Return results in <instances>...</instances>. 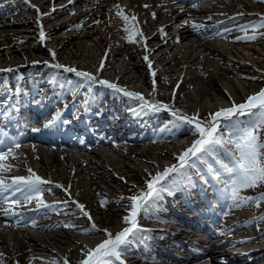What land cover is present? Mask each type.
<instances>
[{"label":"bare ground","instance_id":"bare-ground-1","mask_svg":"<svg viewBox=\"0 0 264 264\" xmlns=\"http://www.w3.org/2000/svg\"><path fill=\"white\" fill-rule=\"evenodd\" d=\"M130 1L132 3H137L140 10H136L134 13L129 14V10L131 9L126 8V6L123 7L121 5V0H72L70 5L67 3L68 5L59 9L55 8V10H53L49 7L50 13L48 15L39 14L40 18L43 20L44 26L51 24L54 21H60L66 16L65 13H68L71 9L77 8L78 13L73 17L71 22H62L63 20H61L63 25L58 27L52 26V30L47 29L49 33L46 32L44 40L54 43L52 44L54 48L53 50L56 53L63 52L62 57L65 55L66 58L68 56L75 58L78 54L83 53L85 47L90 43H87V41L85 42V40L91 39L92 35H96L101 39L105 46L116 45L114 50L103 56V60L100 58L94 61L93 56L88 54L93 63L91 66H88V68L91 67L90 71L97 80H108L111 82L112 79L113 83H117L119 86H130L129 88L134 92L143 93V95L145 92H143L144 87L142 88L141 86H138L137 83L148 86H152L153 84L152 80H150L148 70L146 69L147 67H145L147 61L144 57L147 56L153 66H156L154 69L155 76L152 77L154 78V81L159 79V81L164 84V87H169L171 89L169 95L163 99L167 101L168 104H175L179 107H183L184 109L189 110V112L193 110L189 105L191 104L190 101L196 104H202V111H200L201 108L196 111L193 110L194 115L198 114L200 119V116L208 117L204 114L206 105L205 103H202L205 98L211 102L210 107H207L208 109L216 107V104L213 102V96H215V94L223 99H229L230 95L227 93L228 91L226 92L221 85L223 83L220 84L216 82L218 77L225 79L226 84L229 87H232L231 90H233L234 94H238L236 96L241 97L238 99H246L249 94H246V96L240 95L236 91L237 85L235 86L232 79H228L223 74L225 72L222 70H226V66L224 67L222 64V60L226 59V55L224 57L219 55V51L222 49L221 47H223L222 51H224V53L239 57V55H242V51L237 49V46H233V44L250 41L253 43L249 47L247 46L246 50L255 56V58H261L255 47H264V40L259 38L264 35L257 34L255 39H237V37H233L232 33L235 30L241 29V26L239 28L237 26H231L225 29L223 26L226 24L210 25L206 23L210 21L209 18L213 17V9L203 11L193 5L196 3L195 0H184V3H175L173 0H148L150 1L149 3H146L145 1L140 2L139 0ZM260 2H264V0H260ZM24 3L25 1H22V3L16 2L4 5L6 8H3L1 5L0 19H7V17H9V12H13L15 15H23V8L26 7V4ZM46 3L49 2L46 1ZM23 4L25 5L24 7L21 6ZM216 4L217 6L222 5L219 0ZM232 4H234V2H232ZM43 5L39 4L41 10L47 8V6L45 7ZM146 6H149V9L151 7L149 12L146 11ZM244 6L247 5L244 4ZM155 8L159 9L156 10ZM100 9H103L105 14H97L96 11ZM121 12L123 15L128 16L129 20L123 21V24L119 25V29H125L126 26H135V28H138L142 32V36H139L138 40H133V42H129L127 39L128 36H125L126 34L121 35L120 38L110 42L103 41L101 35L95 30V24L109 20L114 22L118 17H122V15L119 14ZM157 13L164 14V20L161 23L155 22L154 25L150 24L149 18L153 17L155 19ZM153 14L155 15L153 16ZM106 15H109V17L105 21ZM142 15L147 16L142 19ZM133 16L136 17V20L140 19L137 21L140 22V28L137 27L136 20L133 21L131 19ZM93 18H95V20H93ZM189 18H195V20ZM185 21H188V23H185ZM229 22H227V24ZM30 23L31 22H29V24ZM193 23L198 27L194 28L192 26ZM77 25H80V27H74ZM244 27L248 28L249 26L247 27V25H244ZM58 29H63L65 32H62V34H65H54L53 30ZM82 31L84 32L83 34H81ZM167 31L171 33L168 34ZM250 33L249 30V34ZM258 33H264V28L258 30ZM244 35L239 37H243ZM192 37L198 38L196 41H192L190 40L193 39ZM201 37L209 38L210 42L213 43L212 45L217 47L212 49L207 46V42L205 44L206 40L201 39ZM10 38L9 35L0 30V65H2L1 62L3 61V57L13 56L14 58H17L19 54L23 55L32 50H42V48L36 46L35 43L18 47L16 45L18 42L14 41L13 38ZM186 41H191V45L186 47L184 44ZM225 41H229L230 43L227 42V44L222 45ZM135 43H141V45ZM177 46L185 47V53H179V51H176ZM198 47L203 48V51H205L204 56L196 51ZM218 47L221 49L219 50ZM130 50H133L134 53L135 51L140 52L141 50L144 53V56H141L142 54L136 55L139 62L137 61L138 63L134 65L133 63H129L132 59V51ZM171 52L175 53L170 55ZM27 54L30 55V53ZM87 58L89 59V57ZM212 58L216 60L219 69L211 75L209 69H211L210 59ZM52 59L56 60L54 57ZM60 59L63 58L60 56ZM246 59V61L242 62L249 66V59ZM101 61L104 62V67L102 70L98 71V69H100ZM180 64H182L181 73L172 76V74L175 73L174 66ZM62 65L68 66V64L65 63ZM240 66L242 65H239L238 67ZM35 67H37V64ZM49 67H43V73H48L50 70ZM15 68L18 69L16 66ZM29 68L30 66L28 65L24 69ZM191 70H193V72H191ZM39 71H41V69ZM51 71H54V69L51 68ZM55 71H57L56 73L58 75L56 76H58V78H51L54 80V85H57V81L60 82L70 79L71 84H67L64 81L61 86L56 88L51 87V91H54L53 97L45 101V96H47V94L44 93V95L38 97L39 104L28 101L17 103L16 109L9 106L12 110V121L9 120V116L2 117L0 115V121H2L0 140H4L5 144H11L12 140H10L8 136L14 135L15 142H18L20 145L18 149H15V156L9 157L8 161H6L14 165L11 171L7 173L10 175L17 173L20 176H27L30 174L28 172V169L30 168L36 174H40L41 172L44 176V180L51 181V183L41 186L42 199L47 205H49V207L38 206L35 199L26 202L20 193H6L9 199L6 201L0 200V208H4L7 204L11 205L12 199L19 201L16 206L11 205V210L15 215H5L3 212H0V226L8 230L5 231L0 227V243L4 247L9 248L8 252H10V254L17 252V259L13 260V264H19L22 259L26 261V264H33V259L42 260L40 259L41 257H46L45 254L43 255L44 257L38 255V251H46L53 254H57L58 251L63 252V254L68 257H75L72 262H75L74 264H79V262L85 258V251L87 249L95 248L98 243L102 242L104 238H107L106 234L99 230L107 229L110 233H117L121 229L129 226L122 222V218L125 215L122 214L118 207L116 208V205L119 204L117 200L119 198L122 199L124 195L122 196V194H120L121 196L118 195V198H110L105 195H111L118 192L119 189L117 188L121 189L124 188V186L127 187V183L130 179H139L140 172L146 174L150 172L153 175H155L156 172H161V170L164 169L165 164H163L164 160L160 163L162 157L159 156H165L167 160L169 158L171 159V157L168 156L171 155L169 154L171 148L175 151L178 149L184 150L191 143L190 140L183 145L181 140L192 132L189 130L192 127L187 124L179 123L176 118H173V116L168 114L165 110L161 109L160 111H152L150 109L142 108V102L138 99L129 98L123 93H117L100 83H91L87 80L77 81L78 76H76L75 73H69L66 71V74L63 72L65 71V68H56ZM105 71L107 74L106 76H103L102 72ZM168 74L172 77H167ZM235 74L237 77H243L244 75L246 77L249 75L241 72ZM28 75L29 74L27 73L22 74V76ZM32 75L36 76L39 74L35 73ZM208 77H210V79ZM202 78H205L202 81V84H192V81ZM45 79L48 80L50 78L47 77ZM171 82L177 83L175 90L172 87ZM22 84L30 85V82L24 78ZM169 84L171 85L169 86ZM193 85L197 86V88H195L197 95L195 99L192 97L193 93L191 92ZM35 91L36 90L30 88L28 97H33ZM152 93L155 94V90ZM203 97L205 98L202 100ZM17 98V95L14 93L12 99L17 100ZM43 104L44 106H42ZM133 105L136 106L135 109H133ZM204 105L205 107L203 108ZM57 111L61 112V121H58L55 126L49 127L48 130L45 129L38 134H31V137L40 134H47L52 137L53 139L51 141L49 140L46 142V145H48L47 148L30 143L29 140L24 142L22 139L17 138L16 132L21 130L28 131L27 127L30 123L33 127H36L37 124L32 123H39V117L42 115H47L44 117L51 115L52 119V116ZM27 112L29 114H34L28 115ZM210 112H213V110H210ZM19 113L22 116L21 118L18 117ZM62 121H68V123H63ZM5 124L7 125L5 126ZM8 127L10 128L8 129ZM54 129L56 130L53 132ZM182 134L185 136H181ZM191 134H193V132ZM164 141L171 145L170 149L167 147V144H164ZM120 143H129L132 147L135 145L145 147L143 149V154H145V156H143V154L140 155L141 153H131L129 147L122 146ZM106 151L110 153H107ZM31 153L38 155V158L42 163L40 167L29 165V168L27 169L23 164H17L22 161L27 162L29 154ZM155 154L159 156L155 157ZM131 156L143 159V161L147 163L146 165L148 168H141L142 164L141 166H139L140 164L136 166L137 163L133 161L134 158L131 159ZM44 157H49L50 160L45 162L43 159ZM191 176L194 178L195 175L187 172L185 177L168 180L166 182V187L170 188L171 194L163 192L161 198L149 206L153 214H148L146 211L139 217L138 226L141 230L135 234L132 238L131 244L123 253L121 259L125 264L126 262L128 264L264 263V250L259 252V256L256 258H253V256L257 254V252L253 249H246L243 252L241 251V253H239V251L234 252L230 250L231 247H243L246 245L248 246V244L251 246L257 243H263L264 227L261 228V231L257 236L248 240L234 241L227 238L230 235L225 237L222 233L233 234L239 229V225L223 226V219L229 218L230 216L227 213L228 211H226V202L224 199H221L219 195L216 194V190L213 189V180L210 184L200 180L193 183L191 181L189 182ZM184 178L187 181L186 184L184 183ZM221 178H226L227 180L228 175L223 174ZM98 179L107 186L106 189L99 188L100 186L98 187L95 184V181ZM177 180H181V183H178ZM56 183H58V185L63 184L64 187L59 188ZM184 184L189 188L184 187ZM143 189H145V187ZM217 189L219 191H225V185L223 187H218ZM91 191L93 192L92 194H90ZM137 191V189H133L132 187L131 189L129 188V191L127 192H131L130 195H132ZM120 192H122V190ZM186 192L192 194L196 193L199 197L192 199ZM208 196H211L212 199H209ZM47 197L56 198L59 202L51 203V201L46 200ZM87 197H89L88 202L86 201ZM77 200H79L80 203ZM102 201H106V203L102 205ZM77 203L85 206V211L91 215V221L83 215L81 210L77 207ZM125 203L129 205L128 200H126ZM10 205L8 206L10 207ZM111 205L115 208L111 207ZM175 206H178L179 209L175 208ZM103 209L106 214L102 213ZM160 209L164 210L165 214L157 212ZM182 211H192L190 215L195 216L194 218L182 217ZM76 212L80 215H76ZM125 212L128 214V210ZM51 215L58 216V220H51ZM263 216L264 211L256 219L259 220ZM82 217L83 220L80 219ZM140 220L165 222L168 224V227L164 228L162 231H175V234H173L174 240H179L180 237H183L185 242H180L183 249L186 247L190 248V244H193L201 245V250L198 253H192L187 249L190 253L182 252L178 255H172L169 257L167 255H164L163 257L159 255L158 259L150 257L152 258V262H150V260L144 262L143 260H145V258L141 260L134 259L131 256L138 254L137 246L134 247L133 245L134 241L144 249L140 240L143 242L148 241L146 240V234L143 233V231L152 229V227L148 225L146 226L149 228L141 225L139 222ZM92 222L95 223L97 230L89 231L88 229ZM120 222L123 224L116 227V224ZM213 224L216 229H213ZM183 225L189 226L193 231L198 230L196 232L203 235L204 238L197 239V235H195L193 231H186V227L183 228ZM217 227H220L219 231H217ZM57 229L60 231L59 233L55 232ZM17 231L23 232L25 238L30 240V243L25 244L17 237V240L21 242L22 246L18 249H14L6 242L5 235L9 232L16 236ZM152 231L153 230H149L147 232ZM156 232H160V230H156ZM61 240L63 242H61ZM160 241L161 240L158 239V242ZM148 243L149 244L147 245L150 248H157L155 243ZM68 244H70L69 248H67ZM172 247H175V245H172ZM237 249L239 250V248ZM3 255L4 254L0 249V264H6V260H2ZM138 255L145 257V253ZM57 258L61 261L59 256Z\"/></svg>","mask_w":264,"mask_h":264},{"label":"rangeland","instance_id":"rangeland-1","mask_svg":"<svg viewBox=\"0 0 264 264\" xmlns=\"http://www.w3.org/2000/svg\"><path fill=\"white\" fill-rule=\"evenodd\" d=\"M22 1H25L24 4H26V7L23 8V11H22L23 15L22 14L15 15L13 12H9L8 13V16L9 17H7V19H5V20L0 19V30H1V32L6 33L11 38H13L14 41H17L18 44H16V45L18 47H20V46H27L28 44L35 43L36 46H40V48H42V50L41 51H36V50L33 51L32 50L31 52H26L23 55H20L19 54L17 56V58H14L13 56L5 57V58L3 57L2 58L3 61L1 63L2 64H5V65H11V64L15 63V61H19L18 62L19 64H17L16 67L18 69L19 68L22 69V74L23 73H27L29 75H32V74H35V73L41 74V73H38L37 72L38 69L39 68L43 69V67H48L47 66L48 65L47 63H50V60H49L50 57H51V59L53 58L52 52L54 51L53 50L54 48H53V45H52L54 43L47 42L45 40H41L40 39L39 32H40L41 26L43 27V31L45 32V35H46V32L49 33V31H47V29L52 30V26H57L58 27V26L63 25L61 23V20H63L62 22H66V21L67 22H71L73 20V17L78 13V11H77V8L71 9V10L68 11V13H65V15H66L65 17L66 18L64 17L60 21H54L51 24H48V25L44 26L43 20L40 18L39 14H42V15L43 14H46V13L49 14L50 13V11H49L50 8L49 7H51L52 9H55V8L56 9H59V8H61L63 6L68 5V4L70 5L69 0H66V1L65 0H62V1L61 0H40V1H34V0H0V6L2 5L3 8H6L4 5H9L11 3H16V2L22 3ZM46 1H48L49 3H46ZM85 1H87V0H85ZM121 1H122L121 2V5L123 7L126 6V8L131 9V10H129L130 11L129 14L134 13L136 10H138V11L140 10L139 9V5L137 3H132L130 0H121ZM139 1L140 2H144L145 1L146 3H149L150 2L148 0H139ZM239 3H241V5L242 4H245V5L258 6V8L260 9L259 11L264 10V2H260V0H257V1H254V0H240V2L237 0V1H235L234 4L225 1V4H228L232 8H236L239 5ZM24 4L21 5V6L24 7L25 6ZM39 4H42V5L44 4L43 6H45V7L47 6V8L46 9L43 8L41 10L39 8ZM223 4H224V2H223ZM33 5H35V7H33ZM57 5H59V6H57ZM155 9L158 10L159 8H155ZM150 10H151V7L149 9V6H146V11L149 12ZM96 12H97V14L98 13L105 14V12H104L103 9L97 10ZM146 16L147 15H142V19L145 18ZM108 17H109V15H106L105 21L107 20ZM164 17H165L164 14L157 13V17L155 19L153 17L149 18V23L152 24V25H154L155 22L156 23H161L164 20ZM253 18H257L258 19L259 17L258 16H255ZM189 19H191V18H189ZM259 19L252 21L250 25L252 26L254 24H257L259 22ZM93 20H95V18H93ZM139 20L140 19H137L135 22H136V25H138L137 27L140 28V25H139L140 22H137ZM191 20H195V18L194 19L192 18ZM247 20L249 21L250 19H247ZM123 21H125V20L122 17H118L116 19V21H114V22H112V20L111 21L109 20V21H106V22H103V23L101 22L99 24H95V30L101 35V37L103 38V41H105V42H107V41L110 42V41L116 40V39L120 38L121 35H125V34H126L125 36H129V35H133L134 36V30L131 31V32H125V29H123V28L122 29H119V25L123 24ZM29 22H31V23L29 24ZM230 23H232V22H229L228 24L226 23V25H228L226 28H229V27L232 26V24H230ZM235 23H237V22L235 21L234 24ZM250 25H249V28L251 29V26ZM126 27H128V26H126ZM132 27H128V28L133 29ZM258 30H260V29H258ZM261 30H262V28H261ZM53 32H54V34L57 33L56 35H58V34L64 35L65 34V33L62 34V32H65L63 29L62 30L61 29L60 30L59 29L58 30H53ZM167 32H168V34L171 33L169 31H167ZM175 32H176V29H175ZM250 32H251V30H250ZM83 33L84 32L82 31L81 34H83ZM3 37H4V35H3ZM138 37L139 36H134V39L133 40L134 41L138 40ZM192 38L193 39H190V40L196 41V39L198 37H196V38L195 37H192ZM259 38H261V37H259ZM201 39L206 40L205 41V44L207 42L206 45L209 46V47H211L212 49H214L215 47H217V46L212 45L213 43L210 42L209 38H203V37H201ZM86 41H87V43L88 42L91 43V44L89 43L85 47L86 50L85 49L84 50L86 52L83 50V53L78 54V56H76L75 58H72L70 56H68L66 58L65 55L62 57V53L63 52H61V53H58L57 52L56 53L55 51H54L55 52V57L54 58H56L58 60V62H60L61 64H64V63L65 64H68L67 67L75 66V68L77 70L92 73L90 71L91 70V67L88 68V66H91V64H93V63H92V61L90 59V55H88V54H91L93 56L94 61H96L97 59H100V58L101 59L102 58L104 59L103 56L106 55V54H108L110 51L114 50V48L116 47V45L115 46H112V45L105 46V45H103L102 40L99 39L96 35H92L91 36V39H87V40H85V42ZM191 43H192L191 41H186V43H184V44L187 47V46L191 45ZM135 44L141 45V43H135ZM235 44L236 43H234L233 46H235V47L237 46L236 48L237 49H240L242 51V55H239V57H234L233 55H230L229 53H224V51H222L223 50V47H221L222 49L218 47L219 50L221 49L219 51V55H221L223 57L226 55L225 56L226 59H223L222 60V62H223L222 64L224 65V67L226 66V70L225 69L222 70L223 72H225L223 74L228 79H230V80L232 79V81H233V83H234L235 86L237 85V90L236 91L240 95L246 96V94L248 95L249 93L250 94L256 93V92L260 91L262 88H264V57H262V55L264 56V47L263 46H257V47H255L256 50L261 54V58H263V59H261L260 57L255 58V56H253L252 54H250V52H248L245 49H244L245 50L244 51L241 46L235 45ZM185 49H186L185 47L177 46L176 51H179V53H182V52L185 53ZM130 51H132V53H131L132 59H131V61L129 63H131V64L133 63V65L139 62V59L136 58V55H141L142 54L141 56H144V53L141 50H140L141 53L140 52H137V51H135V53H134L133 50H130ZM196 51L204 56L205 51H203V48L198 47L196 49ZM175 52H171L170 55L171 54H174ZM27 53H30V55H28ZM248 53H249V55H248ZM260 54H259V56H260ZM36 55H37V57H36ZM60 56L63 59H60ZM87 57H89V59ZM246 58L249 59V62H250V65L249 66H248V64L246 65V63L245 64L242 63V61H246L247 60ZM252 59H253V61H252ZM210 60H211V64H210L211 69H209V72L212 75V73H215L216 71H218L219 66H218L216 60H214L213 58L210 59ZM24 64H27V65H24ZM36 64H37V67H35ZM237 64L242 65V66L238 67L239 65H237ZM28 65L30 66V68L29 69H24ZM145 65H146L145 67H147L146 69L148 70V73H149V76H150V80H152V82H153L154 78H152V77H153V72H155L154 69L156 68V66H153V64H151V68H149L148 62L145 63ZM181 67H182V64L177 65V66H174L175 73L172 74V76L179 75V73H181V71H182L181 70ZM232 69H233V71H232ZM50 71L51 70H49V72L46 73L45 76L50 75ZM191 72H193V70H191ZM238 72H241V73H244V74H249V75L246 76V77H245V75L243 77H237L235 73H238ZM106 74H107L106 71L105 72H102V75L103 76L104 75L106 76ZM172 76L170 74L167 75V77H169V78L172 77ZM253 77H254V79H253ZM32 78L33 77L31 76L30 79L33 80V81L35 80V83H38L36 81V79H32ZM208 78L210 79V77H208ZM204 79L205 78L197 79L195 81H192V84H195V83H196V85L197 84H202L203 83L202 81ZM80 80L82 81V80H85V79L82 78V77H78L77 78V81H80ZM64 81L67 84H71V79L70 80H64ZM64 81H62L61 83H63ZM111 82H112V79H111ZM216 82L217 83H220V84L223 83L221 85L223 86L224 90L226 92L228 91L227 93H229L231 95L234 94L233 90H231L232 87H229L226 84L225 79H223L221 77H218V80ZM171 83H172V87L175 90V88L177 87V85H176L177 83L176 82H171ZM137 85L138 86H141L142 88L144 87L143 88V92L145 91L144 92V95H143V93H141V94L143 95V97H144L145 100H147L149 98L148 99L149 102H159V103H162L163 105H166V104L167 105H170L164 99L166 98L167 95H169V91L171 89L169 87H164L163 86L164 84L162 82H160L159 79L155 80V86H153V84H152V86L151 85H149V86L148 85H143V84L141 85V83H137ZM170 85L171 84H169V86ZM196 85H193V88L191 89L192 90L191 92L193 93L192 94L193 95L192 97H194V99L197 97L196 91H195V88H197ZM120 87H122V88H124V89H126L128 91L133 92V90L131 88H129L130 86L128 87V86H125V85H120ZM46 90H47V88H45V91ZM154 90H155V94L152 93V92H154ZM185 91H182V92H185ZM235 95H238V94H235ZM213 97H214V101H213L214 104H216L217 102H220L222 100V98L219 95H217V94H215V96H213ZM236 97L237 98H241L240 96H236ZM204 98L205 97H203L202 100ZM204 100L202 101V103H205V105H206V107H205V105L203 106V108L205 107V112H206V113L204 112V114L208 116V114H209V111L208 110L212 109V108L208 109L210 107L211 102L208 99L206 100V98ZM190 103L191 104H189V105L191 106V108L194 111H196L199 108H201L200 111H202V106H201L202 104H200V103L199 104H196V103L191 102V101H190ZM174 105H170V106H174ZM177 107L179 109H182V111L185 114H189V115L190 114H194V111L193 110L189 112V110L184 109L183 107H179V106H177ZM201 117L205 118V116H201ZM251 118L252 119H255L254 117H249L248 119L250 120ZM244 120H246V119H244ZM246 124L247 123H244V125H246ZM120 144L122 146L129 147V150L131 151V153H133V152H136L137 154H140L141 153L140 155H142L144 153V150L143 149L145 147L137 146V145H135V146L132 147L131 144H129V143H120ZM164 144H167V147L169 149L171 148V145L168 144L167 142L164 141ZM221 150H223L227 154V156L225 154H223V152ZM182 151H183L182 149H178L177 151H175L174 149L172 150V148H171V151L169 153L171 155H168L169 157H171V159L169 158L170 160L169 159L167 160V158L165 156H162L161 154H160L161 156L158 155L159 157H162L160 163H162V161L164 160L163 161V164H166L167 165L169 163V161L176 160L177 159V155H179ZM107 153H110V152H107ZM143 156H145V154H143ZM158 156L155 154V157H158ZM133 158L134 157L131 156V159H133ZM165 158H166V160H165ZM43 159H44L45 162H48L50 160L49 157H44ZM217 159L223 161L224 163H228L230 166L232 164V159H231V154H230L229 149L228 148H224V147H220V148H217L215 152H213L209 156L205 157L204 158V162H196L194 166L187 167L185 169V172L183 173V177H184V175H186L187 172L195 173V176L196 177H200L203 180L202 182H206L208 184L212 183V181L208 180V178H212V177L207 172V164L208 163H212L214 167H217L218 168L219 165L214 164ZM133 161L137 163L136 166L138 164H140L139 166H141V164H142L143 167L141 166V168H143V169L148 168V166L146 165L147 163H145L143 161V159L134 158ZM17 164H21V165L23 164V166L25 168H27V169L29 168V165H33L34 167H40L42 165L40 159L38 158V155L37 154H32V153L29 154V157H28L27 162L26 161L25 162L22 161L21 163H17ZM20 171H22V170H20ZM149 174H151V173L148 172L146 174V173L140 172L139 179L132 178L127 183V185H128L127 187L124 186V188H121V189L120 188H117V189H119V191L118 192H115L116 194L115 193H113L111 195L110 194L109 195L107 194L105 196L106 197H110V198H113V197L114 198H118L119 197L118 195H120V194H122V196L124 195L125 197H127V195L130 196L131 192H127V191H129V188L131 189L133 187V185L135 186V187H133V189H137V190H140L143 187H145V181L149 179ZM38 175L43 176V174H41V172ZM151 175H153V174H151ZM195 176H194V178L191 176V178L189 179V182L191 181L193 183H196L197 178ZM212 180H213V178H212ZM96 181H95V184L98 187L100 186L99 188H102V189H104V188L106 189L107 188V186L104 185L100 181V179H98ZM185 181H186V179L184 178V183L186 184L187 181L186 182ZM54 182H56V181H54ZM177 182L178 183H181V180H177ZM56 184L58 185V183H56ZM185 184H184V187L189 188ZM59 185H62V187H59V188H63L64 187L63 184H59ZM121 185H123V184H121ZM121 190H122V192H120ZM244 191H247V192H249L251 194L258 193V195L256 196L258 198L261 193H264V184H261L258 187H254V188H247L246 190H243L242 193ZM92 193L93 192L91 191L90 194H92ZM213 197H214V195H213ZM208 198L209 199H212L211 196H208ZM74 199H76V198H74ZM201 199H202V197H201ZM126 200L127 199L124 200V199H120V198L117 200L119 204L116 205V208L118 207L121 210V212H122L123 215H127V212H125L126 210H128V205L125 203ZM77 201L79 202V200H77ZM86 201L87 202L89 201V197H87ZM8 205H10V204L5 205L4 208H9ZM111 207H113V206L111 205ZM166 207H165V209L167 210ZM113 208H115V207H113ZM175 208L179 209L178 206H175ZM257 208H259L260 211L263 210L264 209V201L260 202L259 203V206H257ZM103 210H102V213L103 214L104 213L106 214L105 210L104 211ZM147 213L148 214H153V212L150 210V208H148ZM159 213L160 214H165L164 210H159ZM75 214L76 215H80L78 212H76ZM180 214H181V212H180ZM80 219L83 220V217L80 218ZM141 222L143 224H145L143 226H146V225H148V226H154V222H156V221H152L153 224L152 223H148V222L146 224L145 221H141ZM122 224L123 223L120 222V223L116 224V227H118L119 225H122ZM0 227L3 230L8 231L7 229H4L2 226H0ZM116 230H115V232H116ZM118 230H119V228H118ZM149 230H153V231L152 232H147ZM169 231L168 232H166V231L156 232L155 229H147V230H144L143 233L146 234V240L148 242H150V243H152V242L155 243L157 245V248L156 249H152V248H150L147 245V244H149L148 242H143L142 240H140L142 246L144 247V249H143V248H141V246L138 245V243H136L134 241L133 245H134V247L137 246V253L138 254H141V255L143 253H145V255L146 254H149V256H148L149 258H145V257H141L140 258V257H137L138 254L137 255H132L131 257L134 258V259H137V260H141V259H144L145 258V260H143L144 262L145 261H148L150 259V262H152L151 261L152 258H150V257H153L155 259H158L159 258V255H161V257H163L164 255H167L169 257V256H172V255H178V254H180L182 252H189V251H187V249L189 247H186V248L183 249V246L180 245V242H183V241L185 242V240L183 239V237H180L179 240H174V235L173 234H175V231L174 232L172 230H169ZM55 232L59 233L60 231H58V229H57V231H55ZM112 234H115V233H112ZM17 237L19 238V240H21L25 244L30 243V240H28L27 238H25V235L21 231H17L16 232V236H14L13 234L7 232V234L5 235V239H6V242L8 243V245L11 248L18 249L20 246H22L21 242L19 240H17ZM158 239L161 240V241L158 242ZM171 240L172 241L174 240L173 241L174 243ZM61 242H63V241L61 240ZM186 243H187V241H186ZM172 245H175V247H172ZM62 247H64V246H62ZM69 247H70V244H68V247L67 248H69ZM0 249L3 252V254H4L3 257H2V260H4V261L6 260L5 261L6 264H13V260H16L17 259V252H13V253L10 254V252H8L9 251V248L4 247L1 243H0ZM44 254H45V256L47 258L43 256ZM10 255H12V256H10ZM38 255H41L44 258L41 257L40 259H42V260L33 259L32 260L33 261V264H37V263L38 264H42V263L43 264H52V262H55V264H65V262H67V264H74L75 263V262H72V261H74V258L75 257L69 256L70 257L69 258L68 256L64 255L63 252H59V251L57 252V254H53V253L46 252V251H38ZM58 256L61 259V261L58 260V258H57ZM54 259H56V260H54ZM35 260H37V261H35ZM22 261H24V259H22L19 264H26V261H24V262H22ZM126 264H128V263L126 262Z\"/></svg>","mask_w":264,"mask_h":264},{"label":"snow or ice","instance_id":"snow-or-ice-1","mask_svg":"<svg viewBox=\"0 0 264 264\" xmlns=\"http://www.w3.org/2000/svg\"><path fill=\"white\" fill-rule=\"evenodd\" d=\"M69 2H72V0H69ZM119 14L122 15L125 21L129 20V17L123 15L122 12ZM131 19L135 21L136 17L133 16ZM185 23H188V21H185ZM192 26L194 28L198 27L195 23ZM74 27H80V25ZM261 28H264V17H261L257 24L251 26L250 34L248 28L241 26V30L245 32V35L237 37V39H255L257 34L264 35V33H258V29ZM133 30L135 36H142V32L138 28H135V26H133V29L125 28V32ZM39 36L41 40L45 39V32L42 26ZM127 39L129 42H133L134 36L129 35ZM52 56L55 57L54 51L52 52ZM144 59L148 62L149 68H151L152 62L148 60L147 56ZM55 67L65 68V71L75 73L76 76L82 77L91 83H100L117 93H123L129 98L138 99L142 102V108L152 111H160L162 108H167L162 103L149 102L144 99L141 93L128 91L116 83L108 80H97L93 73L59 64H56ZM103 67L104 62L101 61L98 71L102 70ZM5 71H12V69H0V72ZM153 76H155L154 72ZM153 85L155 86L154 80ZM244 114L252 116L255 119L241 126V122L237 117ZM172 115L176 117L179 123L192 126L191 131L197 138L193 139L190 145L177 156V164L166 166L162 172H157L155 175L149 174V179L145 181V189L138 190L130 196L122 197V199L129 201L128 214L122 218V222L129 226L121 229L115 235L108 232L107 229L99 230L103 231L107 238L98 243L95 248L87 249L85 251V258L79 264H125L121 259L123 253L131 244L135 234L141 230L138 226V216L140 213L160 199L163 192L171 194L170 188L166 187V182L171 179L173 174L182 172L185 167L194 166L196 162H204V158L215 152L217 148L224 147L229 149L232 164L230 166L228 163L217 159L215 164L219 165V167H214L212 163H208L207 172L217 181L221 180L223 174L228 175V180L224 182V190L227 192L233 206L242 207L252 202H255L259 206V203L264 201V193H261L258 198L241 195L243 189L254 188L264 184V88L259 92L248 95L242 103L236 104L233 101L231 107L220 108L214 113H209L208 117L204 120H201L198 114L187 116L180 114L178 111H173ZM58 121H61L60 111H57L52 116V119L47 121L45 127H53ZM222 121H229L225 127L232 129L230 135H225L219 130ZM62 122L68 123V121ZM32 131H39V129H32ZM0 146H3L0 147V173H7L11 171L14 165L6 161H8L9 157L15 156V149H18L20 145L13 139L11 144H5L4 140H0ZM28 172L30 174L27 176L9 177L0 175V200L6 201L9 199L6 193H20L26 202L35 199L38 206L49 207L42 199L41 186L51 183V181L44 180L30 168ZM59 187H62V185H59ZM18 203L19 201L16 199L11 200V205ZM101 203L103 205L106 201H102ZM77 207L91 221V215L85 211V206L77 203ZM0 212H3L5 215H15L11 210V206L9 208H0ZM88 230H97L94 222L90 224ZM52 264H55V262H52Z\"/></svg>","mask_w":264,"mask_h":264}]
</instances>
